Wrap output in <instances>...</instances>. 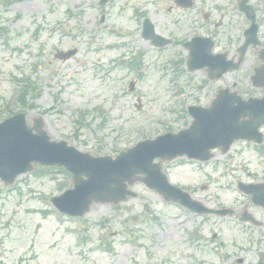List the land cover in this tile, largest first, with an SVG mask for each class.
<instances>
[{"label":"rangeland","instance_id":"1","mask_svg":"<svg viewBox=\"0 0 264 264\" xmlns=\"http://www.w3.org/2000/svg\"><path fill=\"white\" fill-rule=\"evenodd\" d=\"M95 2L0 0V114L9 106L14 112L20 110L17 91L22 80H29L38 95L34 100L27 99L35 108L24 112L30 118L44 115L45 128L53 140H65L94 155L115 156L143 139L183 127L187 120L180 118V112L191 104L205 106L206 94L210 93L196 92L202 73L183 75L175 81L174 71L166 65L170 54H155L140 39L131 5L129 9H122L121 4L110 5L100 25L98 9L91 4ZM137 2L133 0L132 5ZM73 48L77 50L73 58L54 59L57 50ZM141 49L146 52L145 70H129L123 60ZM253 59L248 54L243 68H248ZM134 79H138L136 92L128 93L127 85ZM232 151V155L216 159L233 161L236 166L235 174L222 179L225 189L213 191L218 193V205L226 207L246 203L233 186L236 178L245 180L244 170L257 172L260 179L264 171V158L242 145L234 146ZM180 162L163 165L168 178L191 186L201 184L202 174ZM68 186L69 177L60 173L23 175L6 189L0 182V264L142 263L138 256L143 250L123 243L124 228L132 230L130 226L133 231H142L144 238L140 241L150 254L155 237V256L151 260L155 264H236L238 258L246 263L253 261L261 248L244 241L245 228L250 227L239 224L236 217L212 220L210 224L195 219L204 237L209 239L216 233L218 240L212 249L187 250V255L193 254L189 260H172L170 252H164L169 245L160 241L161 234L166 237L172 228V207L142 184L132 186L135 199L116 208L96 204L83 221L65 219L50 205V197ZM154 218L159 219L157 224L152 222ZM109 233H117L111 240L117 257L99 250L87 254L88 261L76 256V245L82 237H89L90 246H97L100 237ZM218 245L224 258L217 253Z\"/></svg>","mask_w":264,"mask_h":264},{"label":"water","instance_id":"2","mask_svg":"<svg viewBox=\"0 0 264 264\" xmlns=\"http://www.w3.org/2000/svg\"><path fill=\"white\" fill-rule=\"evenodd\" d=\"M215 103L210 111L193 110L195 122L190 131L178 136H169L171 140L141 143L116 162L79 153L68 147L65 142L51 143L41 128L34 127L33 133L26 127L24 116L18 115L0 125V177L6 184H11L16 176L32 169L31 163L64 167L72 173L75 188L53 198L51 202L60 212L68 215H83L93 202L116 204L124 200L126 192L122 182H130L138 173L147 174L150 185H154L153 179L159 178L168 191L164 177L150 165L154 157L163 155L165 158H173L184 153L191 154V146L201 145L205 149L213 147V141L191 143L187 139L198 129H219L218 134L204 136L219 137L224 139L227 145L236 137L245 138L250 135L241 131L239 119L253 112L252 105L239 103V106H234L233 103L217 104V101ZM211 114H216L214 120L219 124H202L204 121L213 120L210 118ZM111 185L114 187L111 188Z\"/></svg>","mask_w":264,"mask_h":264},{"label":"flooded vegetation","instance_id":"3","mask_svg":"<svg viewBox=\"0 0 264 264\" xmlns=\"http://www.w3.org/2000/svg\"><path fill=\"white\" fill-rule=\"evenodd\" d=\"M242 2L243 0H138L140 35L142 23L149 20L155 33L168 43L164 47L156 48L149 41L148 46L158 54L171 52L176 57L184 58L189 54L185 48L186 44L194 38L212 37L215 43L213 51L226 54L228 59L235 62L241 45V39L236 32H238L240 20L246 21L240 10ZM247 5L253 10L257 23L264 24V0H248ZM220 31H222V38L218 34ZM260 39L264 47V37ZM162 43L165 42H157V44ZM177 62L179 63L180 60ZM255 68L249 74L242 73L241 67L238 70L228 71L216 82H210L208 73L204 71L206 85L220 84V89L236 92L244 99L260 98L264 94V89L253 87L251 82ZM195 164L198 165V163ZM188 191L192 194L191 190L188 189ZM254 209L251 215L261 225L251 227L264 228V210L258 207ZM185 212L194 216L188 210ZM171 220L172 228L167 230L166 237L163 234L160 236L161 244L169 245L164 252H170L172 260L178 258L189 260L191 255H187L186 251H192L197 244L193 243L192 229L188 232L184 229L191 221L188 222L185 217L178 215L172 216ZM255 232L258 235L256 239H264V230Z\"/></svg>","mask_w":264,"mask_h":264}]
</instances>
